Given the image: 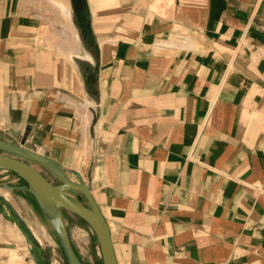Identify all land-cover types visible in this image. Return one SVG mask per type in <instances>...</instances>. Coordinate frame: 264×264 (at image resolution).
Returning a JSON list of instances; mask_svg holds the SVG:
<instances>
[{"label":"crops","instance_id":"obj_1","mask_svg":"<svg viewBox=\"0 0 264 264\" xmlns=\"http://www.w3.org/2000/svg\"><path fill=\"white\" fill-rule=\"evenodd\" d=\"M86 2L67 55L25 0H0V139L82 174L119 264H264V0ZM18 222L1 201L0 264H54Z\"/></svg>","mask_w":264,"mask_h":264},{"label":"water","instance_id":"obj_2","mask_svg":"<svg viewBox=\"0 0 264 264\" xmlns=\"http://www.w3.org/2000/svg\"><path fill=\"white\" fill-rule=\"evenodd\" d=\"M76 15H80L86 6V0H71ZM87 78L95 82L96 72L86 68ZM27 136L20 142L0 139V170H9L25 181L23 185L9 187L29 192L35 198L41 213L54 226L59 243L63 249L68 264H85L78 255L70 231L63 217V210L70 211L84 219L93 229L100 244L103 263L119 264L111 237L110 226L96 202L92 189L82 177V174L73 170L70 174L77 177L74 180L68 170L58 161L49 158L26 146ZM34 164H39L56 176L60 183L54 184ZM76 192L78 199L68 194ZM81 198H85L82 202ZM12 210L33 243L38 244L36 236L23 221L22 217L12 208L8 199H0ZM40 264H45L41 262Z\"/></svg>","mask_w":264,"mask_h":264},{"label":"rangeland","instance_id":"obj_3","mask_svg":"<svg viewBox=\"0 0 264 264\" xmlns=\"http://www.w3.org/2000/svg\"><path fill=\"white\" fill-rule=\"evenodd\" d=\"M56 1L64 5H68L71 8V10L74 13L73 19H71L64 12L63 13L61 12L59 14L56 11L57 8L52 5L51 0H25L31 12L41 17L43 24L42 37L52 46H55L62 52L66 53L67 55H70L71 53H69L70 52L69 46L63 41V38L61 36L62 34L59 32V29L62 27L61 26L62 24L72 21L73 28L81 38L80 30L78 28V21L75 16L74 9L72 5L70 6V2L68 0H56ZM74 50L75 49H73L72 51L74 52ZM34 165L38 169H40L54 184L60 183V180L56 176L51 174L43 166L39 164H34ZM23 184H25V181L20 177L18 178L17 175L12 171L0 170V196L1 197L6 196L10 204H12V206L14 207V209H17L20 212V214H22L27 226H29V228H31V230L35 233V236L40 240L39 242L42 244V246L49 251L50 254L49 259L54 264H68L63 249L59 243L53 224L41 213L33 195L24 190H17L7 187L8 185H23ZM70 195L77 199L79 198L76 192H70ZM3 210L5 211V213L8 214V218L12 219V221H17L12 216L8 208H3ZM63 213L65 217H67L70 214V212L67 210H63ZM79 222L81 223L83 222V223L72 224L73 225L72 230L74 231V229L76 230L77 228H79L80 230L77 229V231H79L80 233L86 236V239L88 241L87 244L89 246L93 242L92 238L94 239V236L96 234L86 221L80 219ZM18 224L20 225V227H22L21 223L18 222ZM21 236H23L24 239V235ZM31 244L32 242L28 237L27 241L25 240V244H24L25 246H23V249L14 250L16 251V253H18L23 257L22 263H24L25 254H29V256H31L32 259V255L29 252ZM14 251H11V258L12 255L15 253ZM10 261H11L10 263L12 264V260ZM96 263H97L96 259L94 258L92 264H96Z\"/></svg>","mask_w":264,"mask_h":264},{"label":"bare ground","instance_id":"obj_4","mask_svg":"<svg viewBox=\"0 0 264 264\" xmlns=\"http://www.w3.org/2000/svg\"><path fill=\"white\" fill-rule=\"evenodd\" d=\"M51 3L53 6H55L57 8H55V10L60 14L61 12H65L68 15H71V11L68 8V6L59 3L56 0H51ZM57 13V14H58ZM62 27L59 29V32L62 34V36L68 40V41H73L75 39V31L72 29L71 25L69 22L64 23L61 25Z\"/></svg>","mask_w":264,"mask_h":264},{"label":"trees","instance_id":"obj_5","mask_svg":"<svg viewBox=\"0 0 264 264\" xmlns=\"http://www.w3.org/2000/svg\"><path fill=\"white\" fill-rule=\"evenodd\" d=\"M78 20H79V22L81 23V27L83 28V24L85 23V21H86V23H88V18L85 16V11H83L80 15H78ZM85 25V24H84ZM87 25V24H86ZM85 28L87 29V31H88V26H84V36L87 38V34H89V32L87 33V31L85 32Z\"/></svg>","mask_w":264,"mask_h":264},{"label":"built area","instance_id":"obj_6","mask_svg":"<svg viewBox=\"0 0 264 264\" xmlns=\"http://www.w3.org/2000/svg\"><path fill=\"white\" fill-rule=\"evenodd\" d=\"M79 232V231H78ZM80 233V232H79ZM80 234H82V233H80ZM84 235V234H83ZM85 236V235H84Z\"/></svg>","mask_w":264,"mask_h":264}]
</instances>
